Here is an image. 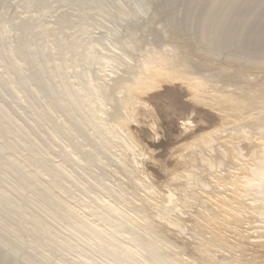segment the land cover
Here are the masks:
<instances>
[{
    "label": "rangeland",
    "instance_id": "rangeland-1",
    "mask_svg": "<svg viewBox=\"0 0 264 264\" xmlns=\"http://www.w3.org/2000/svg\"><path fill=\"white\" fill-rule=\"evenodd\" d=\"M146 1L148 0H0V107L2 108V112L0 110V127L2 132L5 131V135L0 131V146L2 149L6 147V152H0L2 154L0 156V190L4 193L0 191L2 195H0V222L7 219H10L9 223L12 220L16 223L21 220L25 222L24 219L26 220L34 214L38 220L40 219L39 227H46L51 235L47 238L43 237L42 240V238L33 235L20 237L18 234H13L8 236L10 230L0 229V240L4 239L7 243L5 252H9L10 248V251L13 247L15 248V245L11 247L12 244L18 245L21 238L26 243L24 249L21 250L23 254L21 255L22 252H20L16 255L17 262L21 263L28 258L27 260L30 259L33 264H146L142 246L138 242H132L134 235L141 233L142 230L135 228L133 233L122 230L125 219L137 218L144 212V209L154 213L152 202L155 204L153 198H156L158 193L168 195L170 192L174 196L173 192L177 188L181 194L183 190L173 177L174 173L184 168L180 156L196 139L205 137L224 125L221 113L216 109L195 100L175 84H161L162 86L158 85L159 89L155 87V89L146 91L148 95L150 92L152 93L149 96L146 93L143 94L144 91L136 94L135 98L142 104L138 103L133 106V110H135H132L133 120L131 118L130 122H126L127 126L123 124L125 126H122L123 135L120 129L113 126L115 124L112 123L113 120L110 117L113 110L112 102L103 97L101 93L112 85V79H116L120 74L123 75V66L124 68L126 65L133 66L140 60L137 59L139 57L137 54L135 56V52L139 51L140 55L143 52L140 53V50L132 47V40L134 37L144 36L142 34L146 33V29L141 24L145 25V22L155 12L153 0H149L148 4L145 3ZM230 1H239L243 5L235 12H232V9L227 5L211 9L218 14V17L220 15L222 18L231 19L236 24L234 30H231L232 32L238 33L241 30L253 32V29L259 25L264 26L261 23L264 20L260 18L247 25L243 22L255 10L260 15H264V0H223L222 2L229 3ZM130 3L134 4L131 6ZM148 7L150 8L147 11ZM200 8L197 10L202 9ZM176 9L178 12L180 10V13L184 10V8L176 6L174 7L176 13H178ZM139 20L142 23L139 24ZM64 21L67 23H63ZM132 21H136L138 25L131 24ZM24 26L27 30H24ZM151 34L154 35V33ZM151 34L147 35L148 37L145 36L148 41V45H146L148 49L149 43L151 44L153 40ZM17 52L22 54L21 57L16 55ZM14 62L19 65L16 69ZM31 75L34 77V81L32 80L34 83L31 81L32 78L30 79ZM22 82H26L25 87L20 84ZM37 82H39L41 90L38 89ZM68 84L71 91L75 93L64 86ZM44 88L45 91H43ZM48 90L50 91L48 92ZM61 91L64 95V91L70 92L66 93L69 95L68 98L70 97L71 101H79L76 104L79 105V109L72 112L73 108L78 107L72 102L70 108V100L66 95L60 94ZM45 92L49 94L47 95ZM34 94L35 96H33ZM80 94H83L84 97L87 94L90 97L84 98ZM118 94L116 96L121 98L122 94H119L120 96ZM60 95L64 99L60 98ZM71 95L78 99L76 100L74 96L72 98ZM55 105H58L60 110ZM87 107L89 110H86ZM102 109L108 110L103 112ZM17 110L18 112H16ZM86 111H91L89 112L92 113L91 116ZM8 115L11 118L7 117ZM77 116L80 119L76 121ZM82 118L87 122H84ZM6 119L8 122L11 119L10 128ZM73 120L77 122L78 126L83 122L80 129L78 127V130L74 131L73 128H77V125L73 123ZM13 121H17L15 124L18 123L17 127L21 126V130H26L21 131L18 128L21 131L18 133L19 130L15 124H12ZM83 124L84 126H82ZM4 127L7 132L9 131V134L10 132L13 134L9 135ZM14 128L18 131H14ZM31 129L32 132H30ZM127 132H131V134ZM17 135L21 140L16 138ZM11 136H13L12 139ZM2 139L8 144L3 143ZM132 139H135L136 145L133 144ZM128 140L131 141L127 143ZM15 143L18 144L15 145ZM10 145H13L14 148L12 147V149ZM128 145L133 148L136 146L137 150L132 147L127 150ZM185 149L186 151H184ZM120 156H129L132 161L136 162L138 171L140 170L139 179L137 176H129L125 173L124 169L130 160L127 161V158L124 157L122 158L125 160L121 159ZM10 164H13V167L10 168ZM21 165L22 169L24 167L23 170L20 168ZM4 166L9 168L4 169ZM15 167L17 168L15 169ZM202 167L199 162L197 164L199 170L213 169ZM12 168L13 173L14 169L16 170L14 174L12 171L9 172ZM55 172L57 177L53 180L55 181L59 176L62 180L57 179L58 181L55 182L58 183H54L55 186L54 184L52 186L51 182H54L52 174ZM23 174H26L27 178ZM28 177L30 181H27ZM19 178L26 179L24 182L26 184L32 182L30 185H34V190L37 193L32 192V186L27 188L29 184L23 183L21 187ZM40 181L43 183L41 184ZM44 185L49 190L45 189ZM18 189L21 190L18 191ZM22 189L24 198L20 194ZM25 193H28L26 194L28 196ZM32 193L34 199L32 198L30 201ZM38 193L40 198L36 195ZM2 197L4 200L1 199ZM44 198L51 201L52 208L51 206L49 209L43 208L46 202ZM175 198L177 199L176 196ZM42 200L43 202H40ZM15 203L18 204V208L21 205L20 208L22 207L23 210L21 215L15 213V208H11L13 211L5 209L9 204L15 206ZM144 206L146 208H143ZM60 210L69 211H66L68 214L70 213L69 218L63 217L60 218L61 220L56 218L58 221L54 219L53 214ZM162 212L163 217L172 218L175 215L173 212ZM15 214L19 215V218L17 215L15 218L10 217H14ZM1 215L6 216L5 219ZM71 216L73 217L71 218ZM12 222L10 225L15 228L16 226ZM26 227L30 228L31 226L27 225ZM46 241L47 243H45ZM131 247L133 249H130ZM15 249L20 250L21 247L16 246ZM24 255L25 259H23Z\"/></svg>",
    "mask_w": 264,
    "mask_h": 264
},
{
    "label": "bare ground",
    "instance_id": "bare-ground-1",
    "mask_svg": "<svg viewBox=\"0 0 264 264\" xmlns=\"http://www.w3.org/2000/svg\"><path fill=\"white\" fill-rule=\"evenodd\" d=\"M148 1L145 3L148 4ZM222 1L223 0H153L152 4L155 8V12L154 14L152 13L153 15L151 14L152 16H150V18L148 17L149 19L145 22V25L144 23L143 25L141 24V26L146 29V33L148 34L140 31L144 36H139V38L134 37L138 39L133 38L132 40V47L136 50H140V53L143 52L141 55L139 54V51L138 53L135 52V56L137 54L139 56L137 59L140 60H136L137 62H135L136 64L133 66L130 64V66H127L125 63L126 68H124V66L122 68L124 71L123 75L120 74L119 77L117 76L118 78L116 77V79H112V85H110L109 88L101 93L103 97H106L108 101L112 102L113 110L110 113V117L113 121H111L115 124L113 126H116L118 130L120 129V132L122 131L123 124L127 126L128 123L126 122H128L131 118L133 120L132 114L133 111H135L133 110V106L138 103L142 104L141 102H138V99L135 98L137 97L136 94L139 92L141 93V91H144L142 92L144 94L146 91L148 92L149 90L155 89V87L158 88V85L161 84L177 85L178 88L183 89L195 100L200 101V103L203 102L211 108L216 109L219 113H221L222 119L224 120L223 126L217 128L214 132L205 137L196 139L195 142L190 145L187 151L185 149L184 151L186 152H184V154L182 153L180 156L181 161L184 163V168H182L179 172L174 173L173 177L178 181V185L183 190V192L180 194L176 188L175 192H173L174 196L171 195L170 192L168 195L158 193L156 198H153L155 204L152 202V205H154L152 209L155 210L154 213L144 209V212L139 214L137 218H134L133 220H129L128 218L125 219V224L122 230L124 229V231H129L132 233L135 228L142 230L141 233H136L134 235L132 242H138L139 245L142 246L145 252L146 264H264V26L259 25V27L256 29H253V32H246V30H244V32L241 30L238 33H236V31L232 32L231 30H234L236 24L231 19L228 20L227 18H222L220 15L218 17V14H216L212 9H216L217 7L219 8L221 6L225 7L227 5L232 9V12H235L238 11V8L242 6L243 3L239 1H230L229 3H224ZM176 6H179L182 9L184 8V10H182L180 13V10L178 12L176 9L178 12L176 13L174 12V7ZM125 7L127 8L128 6ZM149 8L150 7L146 8L147 11ZM198 8L201 10H197ZM258 18L264 20V15H260V13L255 10L253 14H251L249 18H245L243 22L245 25L251 24L252 22H256ZM65 22L66 21L63 23ZM133 22L134 21H132L131 24H137L136 21V23ZM140 22L142 23V21L139 20V24ZM261 23L264 24V21ZM27 25L29 24L27 23ZM125 27L127 26L125 25ZM24 30H27L25 29V26ZM149 33H154V35L151 34L154 37L152 36L153 40L151 41V44L149 43L150 47L148 49V47L146 48L148 41L146 40L147 38H145V36L150 35ZM16 55L21 57L22 54L17 52ZM14 61H16V63L18 62L17 60ZM121 64L124 65L123 63ZM15 66L14 67L16 69L19 65L15 64ZM36 73L38 74V72ZM30 79L32 81L34 77L31 75ZM38 83L39 82H37V84ZM20 84L25 87L24 84H26V82H22ZM37 86L38 89L41 87L39 84ZM64 86L68 87L69 84ZM71 90L72 89L70 88L69 91ZM43 91H45V88ZM49 91L50 90H48V92ZM32 92L35 93L34 90ZM62 92L63 91H61L60 94L64 95ZM64 92L68 98L69 95L67 94L70 92ZM71 92L75 93L73 91ZM50 93L53 94V92ZM118 93L120 95L122 94L121 98L116 96ZM46 94L48 95L49 93ZM52 94H50V97H52ZM146 94L148 95V93ZM150 94L152 93L150 92ZM33 96H35V94ZM73 96L74 95H71L72 98ZM86 96L89 95L86 94ZM86 96L82 97L87 98ZM139 96L141 97V95ZM62 97L63 96L60 95V98ZM62 99H64V97ZM77 99L78 97L76 100ZM68 100H70L69 102L71 103V106H69L70 108L72 107V102H74L75 105L77 102H79L71 101L70 97ZM55 107H58V105H55ZM88 107L86 110H89ZM64 108L66 109V107ZM77 109H79V107L76 109L73 108L72 112ZM0 110L2 112L1 107ZM107 110L108 109L105 111L107 112ZM33 111L35 112L34 109ZM16 112H18V110ZM72 112L70 113L72 114ZM83 112L82 114H85ZM108 113L105 114L108 115ZM89 114V116H91L92 113ZM7 117H9V115ZM27 117L29 118V116ZM69 117L71 118V115H69ZM86 117L84 118L86 119ZM79 119L80 118L77 116L76 121ZM76 121L74 122L73 120V123H76L77 125V128H73L74 131L76 129L78 130V127L80 129L81 123H83L81 122L78 126ZM83 121L87 122V120ZM6 122L7 125L9 123L8 126L10 128L11 119L9 122L6 119ZM16 122L13 121L12 124H15ZM15 125L16 127L19 126L18 123ZM82 126H84V124ZM94 126L96 127V124ZM18 128L21 130V126L17 127V129ZM5 130L7 132V129ZM18 130H15L14 128V131ZM20 130L18 133L23 129L21 131ZM126 130L128 131V129ZM0 131L2 132L1 127ZM32 131L33 130L31 129L30 132ZM3 132L5 135L4 130ZM129 134H131V132ZM125 136L127 137L128 135ZM12 137L13 136H11V139ZM16 138H18V135ZM18 139L21 140V138ZM132 140L134 141L135 139ZM129 141L131 140H128L127 143H129ZM18 143H15V145ZM133 144H135V141ZM131 145H128L126 149L129 150L132 147ZM10 147L12 148L13 145H10ZM5 149L6 147L3 149L1 147L0 152L5 151ZM0 156H2L1 153ZM122 157L121 159L127 158V161L130 160L127 167L122 164L123 161L121 163L125 167V173L129 176H137L139 179L140 176L138 173L140 170L138 171L139 168L137 167L136 162L132 161L131 157L129 156L124 158ZM199 162L203 166L202 168L211 167L213 169L201 171L197 168V164ZM21 163L23 164L24 162ZM12 165L10 168L13 167ZM4 167V169L9 168H6V166ZM16 168L17 167H15V169ZM20 168L22 169V165ZM4 169L3 171L5 172ZM15 169L14 173L16 172ZM53 169L56 170L55 168ZM11 171L13 173V168L12 170L10 169L9 172ZM18 176L20 175L18 174ZM23 176L27 178L26 174H23ZM23 176L21 178H23ZM52 177V180L55 179L57 177V173H53ZM60 177L61 176H59V178ZM21 178H19V185L22 187L26 179ZM57 179L55 181H58ZM28 180L29 177L27 181ZM60 180L62 179L60 178ZM55 181L53 183L51 182L52 186L54 183H58ZM30 183L27 182V184H29L27 187L28 189L30 186H32ZM42 183L43 182H41V184ZM45 184L48 185V183ZM41 187L43 186L41 185ZM31 189L34 190V187ZM45 189L48 188L46 187ZM20 190L18 189V191ZM33 190L32 192H35V190ZM48 190L46 191L48 192ZM22 193L23 189L20 194L24 198V193ZM35 193H37V191ZM26 194L28 193H25V195ZM30 195L31 198H29V200L31 201V199H34V197H32L33 193ZM36 195L39 196L40 194L38 193ZM1 199H3V197ZM20 199L22 200L21 197ZM44 199L46 202L44 201L45 205H43V208L49 209V206H51V201L48 198V201L46 198ZM40 202H43V200ZM15 204L16 207L11 204L7 205V207L4 205V207L10 211H13L11 208H15V213L21 215V211H23L22 207L20 208L21 205L19 206V209L17 207L18 204ZM52 207L53 206H51V208ZM143 208L146 207L144 206ZM32 209L33 207L31 210ZM66 211L67 210H65V212L63 210L56 211L55 214L52 212V214L55 216L54 219H60L63 217L67 218L70 216V213H67L69 211ZM162 211H168L169 213L173 212L175 215L172 218L163 217ZM3 212L4 211H2V213ZM17 214H15L14 217H10L15 218ZM17 216L19 218V215ZM2 217L5 219L6 216ZM72 217L73 216H71V218ZM8 221H10V219L0 222L1 230H10L8 232L9 234H7L8 236L13 234H18L20 237L33 235L42 238L43 240V237L47 238V236L49 237L50 235V232H48L49 230L46 227H39L40 219L38 220L34 214L32 217H28L26 220L24 219L25 222H22L21 220L17 221L16 223V221L12 222V220L11 222L15 224V228L11 227V222L9 223ZM25 225H30L31 227L28 228ZM119 226L121 227V225ZM99 233H96V235H99ZM47 241L45 243H47ZM5 242L6 241L4 239L0 240V264H33L30 259H25V255L23 257V259H25L23 262L20 263L16 260V255L22 252L21 250H23L26 246V243L22 238L19 240L18 245L12 244L11 246L13 247V245H15V248L16 246L21 247L20 250H18L19 248L15 249L13 247L11 251L10 248L9 252H5L6 250L4 249L7 246V243ZM130 249L133 248L131 247ZM22 254L23 252L21 255ZM44 260L45 259H43V261Z\"/></svg>",
    "mask_w": 264,
    "mask_h": 264
}]
</instances>
